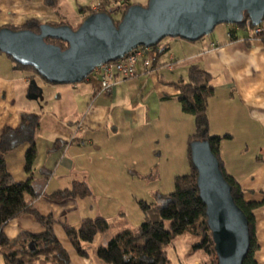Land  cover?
I'll return each instance as SVG.
<instances>
[{
	"label": "crops",
	"instance_id": "0c3cea01",
	"mask_svg": "<svg viewBox=\"0 0 264 264\" xmlns=\"http://www.w3.org/2000/svg\"><path fill=\"white\" fill-rule=\"evenodd\" d=\"M120 1L58 0L57 7L51 8L43 0H0V20L23 25L37 19L42 24L65 23L77 28L86 16L82 7L104 2L105 8L117 10L119 17ZM128 2L146 5L148 0ZM261 29L259 35H254L246 27L219 24L198 41L166 42L169 50L159 57L161 61L158 59L151 72L120 79L109 94L100 93L99 82L90 79L83 87L52 86L36 77L44 89V100L40 102L26 97L31 74L17 69L13 59L1 53L5 57L0 59V137L6 128L19 127L24 114L40 116L38 156L32 168L39 196L32 207L42 215L53 216L54 233L68 252L70 264H106L96 257L95 249L121 230L137 229L144 221L141 210L135 219L130 216L129 209L137 211L139 199L129 188L137 186V177L141 180L148 175L141 164L145 139H154V156L162 158L160 140L167 144L175 136L176 116L184 127L186 144L194 133V117L180 109V92L171 84L186 79L194 64L212 74L214 95L207 108L210 134L229 136L220 143L223 168L240 185L244 200L259 205L254 210L259 245L255 258L264 264V21ZM209 41L218 46L208 50ZM168 62H173L172 69L165 67ZM74 103L78 104L75 112L64 110V105L70 110ZM149 129L154 133L150 134ZM28 148L25 143L6 154L8 171L18 182L30 176L25 169ZM150 170L151 175L153 171L159 175L161 168ZM75 181L88 183L91 195L63 201L50 198L53 192L70 188ZM96 217L108 219L111 230L85 245L89 256H80L63 225L79 228L84 219ZM44 231L32 214L9 222L3 230L10 242L22 232ZM92 254L97 259H92ZM0 264H5L1 250Z\"/></svg>",
	"mask_w": 264,
	"mask_h": 264
},
{
	"label": "trees",
	"instance_id": "16d2710c",
	"mask_svg": "<svg viewBox=\"0 0 264 264\" xmlns=\"http://www.w3.org/2000/svg\"><path fill=\"white\" fill-rule=\"evenodd\" d=\"M44 4L48 7L56 8L58 0H44ZM134 4L138 3H129L128 0L120 1L118 7L120 16L116 17L118 11L105 8L104 2H101L103 7L100 12L110 13L116 25H118L126 10ZM81 12L86 14L83 21L94 13L92 7H82ZM41 24L39 20L31 19L23 26L5 27L14 30L30 29L39 32ZM48 24L59 26L65 23ZM233 25L240 28L246 27L253 34L257 27L262 26V24L254 26L249 18L245 22ZM47 41L59 45L62 49L68 47L67 43L58 39L48 38ZM161 42L154 47L158 52V58L155 60L154 66L159 57L169 50L168 46L162 45ZM15 65L17 69L30 73V80L38 76L36 70L31 66L17 62H15ZM91 75L87 79L98 81L99 89H101L99 79ZM42 80L44 81L43 78ZM211 81L212 74L194 64L190 66L186 79L181 78L177 82L171 83L180 92L178 101L182 111L193 116L195 120L194 133L188 139L191 172L177 176L175 179V190L172 193L161 195L159 201L150 203L145 200H139L138 205L144 215V221L141 225L137 229L128 227L121 230L107 244L99 245L95 249L96 257L104 263L169 264L170 258L166 250L167 246L178 236L193 235L201 239L193 247L196 249L200 248L204 258L212 257L213 264H218L215 243L208 225L206 205L199 194L197 170L191 160V143L196 140H207L219 161L222 173L232 188V195L236 204L243 210L249 221L250 249L243 264H260L255 258L259 245L256 238L254 216V210L259 205L244 200L240 185L223 168L220 159V143L229 136H213L210 134L207 108L209 98L214 95V86ZM39 127L40 116L38 114H24L23 122L19 127L6 128L0 137V250L5 264H70L71 262L68 252L54 233L53 227L56 221L53 216L42 215L32 207L33 201L39 196L35 191L34 177L32 175V168L38 156L36 134ZM25 143L29 144L25 154V169L30 176L26 181L18 182L14 180L8 171L6 154ZM91 193L88 183L75 181L70 188L53 192L50 198L55 201H62L69 198H86ZM28 196L31 197L29 198ZM24 214H32L45 227V231L41 234L22 232L13 242H10L3 230L9 222ZM63 227L76 252L80 256L87 257L89 253L85 245L94 242L98 236L108 234L112 224L104 217H96L84 219L79 228L67 224H64ZM18 244H20V247L16 249L15 247ZM31 244H33L32 248H30ZM7 247L9 248L4 250Z\"/></svg>",
	"mask_w": 264,
	"mask_h": 264
},
{
	"label": "water",
	"instance_id": "95a60500",
	"mask_svg": "<svg viewBox=\"0 0 264 264\" xmlns=\"http://www.w3.org/2000/svg\"><path fill=\"white\" fill-rule=\"evenodd\" d=\"M247 18L254 26L263 23L264 0H148L146 5L129 7L118 25L110 13L96 12L77 29L48 23L41 24L39 32L4 26L0 29V53L33 67L37 77L48 83L76 84L98 66L121 59L137 47H155L167 37L195 42L219 24H240ZM48 38L61 40L68 47L62 49ZM26 97L44 100L37 78L30 81ZM191 160L218 264H243L250 249L249 221L236 204L207 140L191 143Z\"/></svg>",
	"mask_w": 264,
	"mask_h": 264
},
{
	"label": "rangeland",
	"instance_id": "374dc122",
	"mask_svg": "<svg viewBox=\"0 0 264 264\" xmlns=\"http://www.w3.org/2000/svg\"><path fill=\"white\" fill-rule=\"evenodd\" d=\"M99 1V0H98ZM44 3V0H43ZM0 18H2V14H0ZM24 25V24H23ZM22 24L12 25L11 23H5L4 20H0V28L4 26H23ZM181 39V38H171L167 37L162 40L161 44H165L166 42H170L171 40ZM184 41V39H181ZM186 41V40H185ZM4 54L0 53V59H3ZM163 59V58H162ZM161 61V58L159 59ZM92 77L98 79V75L96 73H92ZM40 84V83H39ZM49 85L56 86L59 84H51ZM73 85V84H72ZM74 85H88L84 81L80 83H76ZM33 102V101H32ZM66 112L70 111L73 113L76 111L78 104L74 103L69 110V107L63 106ZM181 109V107H180ZM178 117L176 116V126H175V136L169 139L168 143L162 140L159 148H163L161 150L164 151L162 158H158L154 156V139L144 141V146L142 149V170L144 174H148L147 176L141 178H136L137 186L129 188L133 190V194L139 200H145L147 202H157L160 199L161 195L172 193L175 190V179L179 175H186L191 172V164L188 156V144L184 138V127L182 124L178 123ZM185 125V124H184ZM195 128L194 121L191 123V131L193 132ZM159 131V127L157 129ZM146 132V131H145ZM149 133H154V130L149 129ZM150 137L152 135H149ZM161 168V171L156 174L154 171L151 175V168ZM155 170V169H154ZM63 201V200H62ZM139 202V201H138ZM140 207H137V211L134 208H130V216L132 220L136 218ZM201 239L198 236L193 235H181L178 236L170 245L167 246L166 250L168 252V256L170 258L169 264H193L196 258L199 261L196 264H213L212 257L204 258V260H200L204 257V254L200 248H194V244L200 241ZM92 259H97L95 255L92 254Z\"/></svg>",
	"mask_w": 264,
	"mask_h": 264
},
{
	"label": "built area",
	"instance_id": "2783aa9c",
	"mask_svg": "<svg viewBox=\"0 0 264 264\" xmlns=\"http://www.w3.org/2000/svg\"><path fill=\"white\" fill-rule=\"evenodd\" d=\"M102 7L101 3H98L92 7V10L94 13L100 12ZM261 31V27H257L254 35H259ZM217 46L218 43L216 42H208V50H212ZM157 58L158 52L154 47L140 46L127 53L121 59L98 66L93 73L98 75L101 85L100 93H111L120 79H131L138 77L141 73L151 72L154 69V62ZM139 65L142 67L141 69ZM165 67L172 69L173 62L166 63Z\"/></svg>",
	"mask_w": 264,
	"mask_h": 264
}]
</instances>
